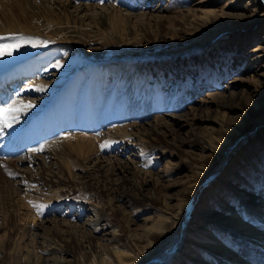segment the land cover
I'll use <instances>...</instances> for the list:
<instances>
[{
    "label": "rangeland",
    "instance_id": "374dc122",
    "mask_svg": "<svg viewBox=\"0 0 264 264\" xmlns=\"http://www.w3.org/2000/svg\"><path fill=\"white\" fill-rule=\"evenodd\" d=\"M70 1L65 13L51 6L44 12L40 0H0V25L27 23L29 32L18 35L31 38L12 56L0 58V109L29 99L40 106L37 114L20 117L11 134L0 123V148L18 146L16 157L0 152V160L33 152L38 160L32 161L31 174L36 176L51 158L33 149L72 135L97 137L113 128L143 127L155 118L167 123L159 129L167 139L150 152L128 144L132 142L117 145L90 162L82 161L83 141H73L65 165L79 190L33 221L23 244L14 234L17 226L9 230L8 220L15 210L13 198L34 207V189L21 184L28 164L14 162L23 172L16 177L0 163V264H23L25 244H49L54 227L63 223L68 225L61 235L68 247L65 264H116L120 256L136 264H219L240 258L235 243L254 249L245 228L259 230L250 209L264 208V0H241L233 6H228L233 0ZM83 5L121 13L98 25L96 19L74 13ZM196 9L199 18L192 16ZM57 62L63 65L58 70ZM38 81L54 88L40 95L26 90ZM192 117L193 132L185 123ZM39 119L44 124L32 135V124ZM198 138L212 140L218 153L208 160V152L193 144ZM36 140V146L23 144ZM109 162L147 172L145 186L132 174L126 177L128 194L136 202L103 197L96 165L103 169ZM116 171L109 180L119 178ZM198 180L195 193L185 195ZM137 185L141 191L134 189ZM178 207L182 214L177 223H166ZM152 231L159 235L150 236ZM115 232L121 236L114 258L109 253L117 246ZM88 237L90 252L81 247ZM138 240L142 243L137 246ZM39 255L35 264H53L52 256L41 250L32 257ZM250 264L264 262L257 257Z\"/></svg>",
    "mask_w": 264,
    "mask_h": 264
},
{
    "label": "bare ground",
    "instance_id": "6f19581e",
    "mask_svg": "<svg viewBox=\"0 0 264 264\" xmlns=\"http://www.w3.org/2000/svg\"><path fill=\"white\" fill-rule=\"evenodd\" d=\"M13 1H17V0H13ZM19 1H22V0H19ZM23 1H26L27 3H29V2H37L38 0H23ZM40 1L42 3L41 9L44 12H49V8L47 6H51V7H55V9H57V10L68 13L69 9L72 6V1H70V0H40ZM240 1L241 0H233L232 2H230L228 4V6H233L235 4H238V3H240ZM98 10H99V8L97 6L83 5V6H79L78 8H75L74 13H80V14L84 13L85 14L84 18H87V19L94 18V19H96V23L98 25L103 24V23L104 24L107 23L109 16H111V15L114 16V15H117L118 13H121L119 11V9H117V8H112V10H109V8H106L105 10H100V11H98ZM38 12H40V11H38ZM197 12L200 13V10L199 9L194 10V14H192V16L194 15L195 17L199 18L200 14L198 15ZM130 17H131V15H130ZM200 19H202V18H200ZM2 24H4V23L2 22ZM54 26L55 25H52V27H54ZM29 29L30 28L28 27L27 23H25V25H24L21 23H17L16 21H9V22L6 21L5 25H2V26L0 25V35L7 36L9 34H18V33H22V32H29ZM49 30H50V28H49ZM15 53H16V51H15ZM56 69L58 70V67ZM66 73H69L68 69L66 70ZM50 85H48V83L45 84L43 81H38V84H36L34 86L33 85L30 86L26 90L30 93L33 92V93H36L38 95L45 94L54 88L53 86H50ZM214 98H215V96H214ZM29 104L33 105V107H28ZM10 109H15V110L5 112L3 114V116L0 117V123H1V126L6 128V130H8V132H10V134H11V133H13L15 128L19 127L20 117H22V116L29 117L33 113L37 114V112L40 109V106L38 103H35L29 99V100H20V101L16 102L15 104H13L11 106ZM198 110L199 109H197L196 112H198ZM252 112L253 111H251V113ZM184 117H188V115L184 116ZM175 118H177V117H173V119H175ZM180 118H182V117H180ZM193 119H194V117L187 118L188 121L185 122L191 129H192L191 121H193ZM162 123L163 122H161L160 119L155 118L154 121L149 123V125L143 124V127L134 124L132 126H127L124 129L123 128L122 129H120V128L114 129L113 128V129L109 130L103 136L95 137V136H90V135L89 136L88 135H86V136H73L72 135L71 137H68L66 139L63 138L64 139L63 142L61 140H60L61 142H55V143L53 142V143L49 144L48 147H45V148L43 147L42 150L39 151V152L46 154L47 157H50L51 162H50L49 167L42 166L40 168V172L36 176L31 174L32 173V170H31L32 161L38 160L33 155H31L33 152L29 153V155L27 157L22 158V159L0 160V163L2 165H4V168L6 170H9L10 172H13L12 174L16 177L21 175L20 173H23V172L18 170L15 167L14 162H19V163H25L26 162L28 164V167H27L26 173L22 174L23 177H22V183L21 184H24L26 189H34V191H35L33 193V197L31 198V201L33 203L32 205L33 206L36 205L34 207L32 206L33 208L30 207V209H29V208H27V206L21 205L19 200H14V198L11 200L12 202H10V205H13L15 210H14L13 214H11L9 216L8 223L11 226L9 230H13L14 229L13 227L17 226L16 231H14V234H17L18 239L20 238L21 243L23 244L24 239L27 235V230H30V227H31V224L33 221L40 219V216H42L43 214H45L46 212H48L50 209H52L54 207L53 205L62 204L63 202H65V200L67 198H69L70 196H72V194H74L76 191L79 190L77 186L72 185V183H74V182H73V179L71 178V175L69 174V167H67L65 165V161H68V159H69V152H70L69 147L71 146V143L73 141H77L79 139L83 141V144L79 147V150L83 156V158H82L83 162H90L91 158L93 156L99 158L100 152L102 150L110 149V148L116 147L117 145L126 144L128 142H132V143H128V144L138 146L140 149L143 150V152L146 150L149 151L150 149H155L157 147L160 148L161 145L164 143L165 139H167V138H164L163 134L159 133L160 127L167 125V123L161 125ZM33 124H35V125H33ZM33 124H32V126L34 127V130L30 131V133H32V135H35L37 133V131L41 128L40 125L44 124V123L42 122V120L39 119L37 124L36 123H33ZM8 125H10V126H8ZM220 127H223V126H220ZM49 128H46V129H48V132L50 134ZM129 128H133V131L128 132ZM21 132H22V130H21ZM192 132H193V129H192ZM224 133H225L224 129L221 128L220 134L223 135ZM33 138L35 140L36 137L33 136ZM48 138H51V136H49ZM106 142H115V143H112L110 147H105L104 149H101V145L105 144ZM227 142H228V140H226V143ZM38 144H40V143L38 142ZM38 144H35L34 146H36ZM193 144L201 145V150L208 152V155L206 156V158H208V160H209V158L211 159L212 157H214V155L216 153H218L217 151L219 148L217 146L216 147L214 146V143L212 140L203 141V140L198 138V139H194ZM32 145H33V141H32ZM7 149L8 148H6V149L0 148V152H5V156H10L12 158H14L18 155V146L17 145L14 144V146L11 147L8 151H7ZM0 159H3V158H0ZM208 160H206V161H208ZM143 165H144V163H143ZM116 166H117V169H116ZM203 166H204V164H201L200 166L196 167L197 171H200L201 168H203ZM54 168H56L55 169L56 172L54 171ZM96 168H99L101 170V172L98 176L99 177L98 184L101 186L100 188H101L103 197H105V198H110V197L116 198L120 201L127 202V204L136 202V199H133L131 197V195L128 194V191H127V190H130V188L128 187L129 186L128 181L126 180V177L129 174H132L134 177H137L140 181V184H142L144 186L147 184V180L145 178L147 176V172H142V171L138 170L136 166H131L129 164H126V165L117 164V165H115L114 162H109V164L104 166L103 169L101 167V164L96 165ZM115 171L118 172L119 178L117 177L118 179L113 182V181L109 180V174L114 173ZM199 173L201 175V172H199ZM118 174H116V175H118ZM67 175H69V176H67ZM142 175H144V176H142ZM200 181L201 180L195 181V183L191 185L190 189H188L184 194L185 195H187V194L193 195L195 193V189H196L195 186L199 185ZM156 185H157V182H154L153 186L156 187ZM39 186H41L43 190L40 189ZM138 188L140 189V191L142 190L141 189L142 187H139L138 185H137V187H134V189H136V190ZM120 191H122V192L119 194ZM40 205L46 206L42 209V212L39 209ZM180 210H181V208L178 207V211L175 210L173 213H170V215L166 216V223H169V220L174 221V222H175V220H178L180 213L182 214V212ZM250 212L255 214V217L260 224L259 230L256 226H253V225L246 226V228H245V233H247V234H249V236H251V237H249L251 239V241L254 240V241H252V243H250V244L254 245V249H252L251 246L247 243H245L244 245L241 243H235L238 246V248L240 249V258L236 257L233 261L223 260V261H220L219 264H250V261L253 258H257V257L262 259V261L264 262V208L256 209V208L252 207L250 209ZM175 223H177V222H175ZM23 225H25V227H26L25 229L22 228ZM67 226H68L67 223H63L62 226L54 227L55 230L53 231V235L50 238V243L48 242L47 239L44 240V242L47 240V242L49 243L47 245H45L43 243L42 245H40V247L35 248L32 244L26 243L25 246L28 247V249H27L26 253L21 257V259L23 260V264L38 263V259H40L41 256L39 255L35 259L32 257V255L35 252L38 253L40 250L42 252L48 253L49 256H52L51 262L53 264H65V263H67L68 261L65 258V254L67 256L68 247L63 244V240L61 239V235L67 233V231L64 230ZM69 226L71 227V225H69ZM9 234H12V233L10 232ZM148 234L150 236L159 235V233L153 232V231L148 233ZM119 236H121V235L120 234L118 235L115 232L114 244H117V246H113L112 249H110V253H109V255H111L114 258L118 255L117 250L119 249L118 244L120 242V240H118ZM73 239H75V238L72 237V240ZM72 243H73V241H72ZM75 243H76V241H75ZM134 243H136V245L138 246L142 242L140 240H138L137 242H134ZM84 244L85 245H81L82 249H85L84 251L90 252L92 247H93L92 240L88 237V240L85 241ZM129 261H130V259L127 260L126 258H124V257L122 258V256H120V258L116 262V264H136V261H131V262H129ZM44 264H46V263H44Z\"/></svg>",
    "mask_w": 264,
    "mask_h": 264
},
{
    "label": "snow or ice",
    "instance_id": "6c2138e0",
    "mask_svg": "<svg viewBox=\"0 0 264 264\" xmlns=\"http://www.w3.org/2000/svg\"><path fill=\"white\" fill-rule=\"evenodd\" d=\"M12 39L15 41V43L13 45H7L5 43H0V57L3 56H12L14 54L15 51H19L20 48L24 47V43L23 41H28L29 43H31V38L28 37H24L22 35H18V34H9L7 36L5 35H0V41H6ZM41 44H43V42H41ZM32 47H38L41 45H37L35 43L31 44ZM54 67H63V65L59 64V62H57L56 65H54ZM28 107H33V105L29 104ZM15 109H0V117L3 116V114L5 112L8 111H14ZM10 126V125H8ZM112 143L115 142H106L105 144L101 145V149H104L105 147H110ZM42 149H33V151H41ZM30 203H32L30 201ZM36 206V205H34ZM46 207L44 205H40L39 209L42 212V209Z\"/></svg>",
    "mask_w": 264,
    "mask_h": 264
}]
</instances>
